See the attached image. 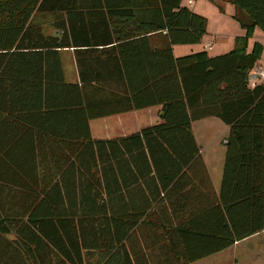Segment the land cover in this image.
Instances as JSON below:
<instances>
[{
  "label": "trees",
  "instance_id": "16d2710c",
  "mask_svg": "<svg viewBox=\"0 0 264 264\" xmlns=\"http://www.w3.org/2000/svg\"><path fill=\"white\" fill-rule=\"evenodd\" d=\"M182 1L0 0V264H188L264 230V83L247 79L264 0H228L230 52L175 58L206 34ZM152 107L159 124L91 138L89 121ZM206 118L229 128L218 198L192 135Z\"/></svg>",
  "mask_w": 264,
  "mask_h": 264
},
{
  "label": "crops",
  "instance_id": "0c3cea01",
  "mask_svg": "<svg viewBox=\"0 0 264 264\" xmlns=\"http://www.w3.org/2000/svg\"><path fill=\"white\" fill-rule=\"evenodd\" d=\"M181 4L182 6L187 7L192 12L201 16V14L197 13V11L193 9L194 2L192 0H187L186 3L183 0ZM198 11H200V9H198ZM101 37H103V34L101 35ZM201 40L197 44L172 46L173 56L175 58H179L182 56L205 51L209 57H214V56L228 53L230 51L229 50L227 52H223V53H219V54L211 56L206 51V48H205V45L207 44H210V46H212L213 44L221 45V44L227 43L228 37L225 35H222V36L214 35L209 39V41L205 43L203 42L201 43ZM252 46H250V44L248 45L247 52L251 51ZM177 48H179L180 50H178ZM175 49H177L178 51H175ZM109 55L112 56V54H109V53L95 52L94 62L96 64H94V67L98 68L101 66V68L103 67L107 68L109 66L107 70L110 69V71H114L116 68L122 69L123 66L126 64L127 66H129L127 70H131L135 66V65H131L129 62L126 63L123 60H117L116 62L109 64L108 62H106L105 59H97L98 57L103 58ZM59 56H60L62 72H63L65 82L78 85L79 77H78V70L76 67L73 50L72 49H62L59 51ZM137 65L140 66V63ZM258 67L263 69V66L259 62H257L256 67L254 68H258ZM116 71L118 70L116 69ZM153 111L157 112V118H156L157 120H155L154 119L155 117L151 115V112ZM160 115H161L160 107H152V108L142 109L138 111L127 112V113L94 119V120L89 121L88 123L90 135H91V138L94 140H110V139H117V138L125 137L133 133L139 132L141 129L146 128L148 126L159 124L161 122ZM213 119H216V118H206L207 122L213 123L215 126L218 127V125L215 124V121ZM194 123L195 122H193L191 125L192 135L198 147L203 167L206 171L207 176L209 177L211 190L213 191L215 196L218 198L219 193H220L221 183H222L223 170H224V159H225V152H226L224 141L226 140L228 136L229 128L225 126L224 124L222 126L223 128L220 127L215 130L213 128L211 131L215 132L214 134L216 135L218 134L217 139L214 140L211 145L203 147L204 142H201L202 144L198 142V140L200 141L199 133L196 132L195 134L193 131ZM62 134H65V132ZM138 183H141V179H139ZM205 190L206 192H208V186H205ZM212 195L213 194L210 193L209 196L204 195L202 197L205 199V201H209V198L211 199ZM205 209L206 211L203 212V216H206L207 214L209 215L210 208L206 207ZM201 225L203 226L205 230H208V228L210 227V222H208L207 220L206 222H203ZM194 243L197 245L195 247L197 250V253L199 251H203L205 248L208 247V245L206 246L202 245L201 247H198L199 245L197 244V242L193 241V245ZM188 264H264V230L250 237L242 239L240 241H236L233 245H231L228 248H225L223 250H220L210 255H206Z\"/></svg>",
  "mask_w": 264,
  "mask_h": 264
},
{
  "label": "rangeland",
  "instance_id": "374dc122",
  "mask_svg": "<svg viewBox=\"0 0 264 264\" xmlns=\"http://www.w3.org/2000/svg\"><path fill=\"white\" fill-rule=\"evenodd\" d=\"M194 2L193 9L197 11V13L201 14L203 18L206 20V34L201 40V43H205L209 41V39L214 35H225L228 37L227 43L224 44H213L209 49L206 51L212 56L219 53L231 51L235 44V38L244 36V30L240 27L238 22L234 19L235 9L233 5L228 0H222L213 2L211 0H192ZM225 1V2H224ZM186 3L187 0H184ZM219 4L223 5V9H220ZM225 4V6H224ZM225 7V8H224ZM200 9V11H198ZM258 43L262 46V52L258 62L263 66L264 69V29H260L256 27L252 33V36L247 41V47ZM253 47V46H252ZM180 50L179 48H177ZM175 49V51H178ZM229 51V52H230ZM264 83V82H263ZM151 115L155 117L154 119L157 120V112H151ZM215 126L213 123L207 122V120L203 119L200 121H196L193 126V131L196 134L199 133L200 144L203 143V147L211 145L214 140L217 139V135L214 134L211 130L214 128H223V124L218 121L217 119H213ZM218 132V130H217ZM216 135V136H215Z\"/></svg>",
  "mask_w": 264,
  "mask_h": 264
},
{
  "label": "built area",
  "instance_id": "2783aa9c",
  "mask_svg": "<svg viewBox=\"0 0 264 264\" xmlns=\"http://www.w3.org/2000/svg\"><path fill=\"white\" fill-rule=\"evenodd\" d=\"M211 46L210 44L205 45L206 49H209ZM248 84L251 87H254L256 84L264 82V69L262 68H253L249 73H248Z\"/></svg>",
  "mask_w": 264,
  "mask_h": 264
}]
</instances>
